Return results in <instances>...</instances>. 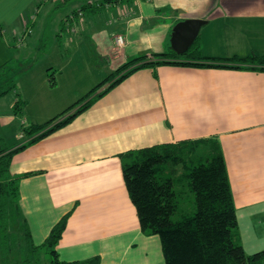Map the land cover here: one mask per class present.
Wrapping results in <instances>:
<instances>
[{"label": "crops", "instance_id": "obj_1", "mask_svg": "<svg viewBox=\"0 0 264 264\" xmlns=\"http://www.w3.org/2000/svg\"><path fill=\"white\" fill-rule=\"evenodd\" d=\"M50 2L56 65L19 67L0 89V136L5 141L3 133L11 135L9 147L31 138L24 126L72 113L80 103L68 108L120 65L173 49L172 30L181 20H207L195 40L203 56L264 55V0ZM43 5L0 0L7 58L23 55L33 27L28 17ZM118 34L123 44H117ZM83 36L89 43L78 39ZM30 87L47 92L35 112L27 107ZM209 138L222 149L244 250L263 249L264 69L173 63L133 71L71 121L13 155L9 171L18 181V206L32 243L42 246L66 217L54 247L61 260L98 256L99 264H165L160 236L142 230L124 160L140 148Z\"/></svg>", "mask_w": 264, "mask_h": 264}, {"label": "trees", "instance_id": "obj_2", "mask_svg": "<svg viewBox=\"0 0 264 264\" xmlns=\"http://www.w3.org/2000/svg\"><path fill=\"white\" fill-rule=\"evenodd\" d=\"M193 43L184 53L170 49L166 53H155L152 58L141 56L120 65L107 79L86 94L85 98L70 106L68 110L80 103L61 120L53 123L57 119L55 117L42 124L24 126L23 132L31 138L15 147L5 145L0 136V263L9 255L10 223L13 219L25 227L29 244H33L18 206V181L9 171L16 152L71 121L98 96L104 95L120 80L144 66L173 63L236 68L246 65L264 69V55L208 58L200 54L198 43ZM15 106L20 111L23 101L18 98ZM203 140H184L140 148L132 152L134 156L131 159L124 160L126 187L138 211L142 230L160 236L165 264H264V248L249 254L240 241L236 206L222 149L218 141L209 138L214 143L205 149L207 152H198L193 142ZM179 164L182 165L181 171ZM179 180L187 182L191 188L195 198V209L192 212L180 208L177 188ZM65 223L66 217L54 226L42 244L49 248L51 264H99L98 256L81 261L59 259L54 247Z\"/></svg>", "mask_w": 264, "mask_h": 264}, {"label": "rangeland", "instance_id": "obj_3", "mask_svg": "<svg viewBox=\"0 0 264 264\" xmlns=\"http://www.w3.org/2000/svg\"><path fill=\"white\" fill-rule=\"evenodd\" d=\"M43 6L36 11V7H33L31 12L35 14V18L33 16L28 17L31 19L29 21L30 25H32V33L27 34V39L23 42V45L27 47L22 52L23 55H19L18 57H14L15 53H10V57L7 58V55L4 54L5 50H3V46L0 42V89L4 88V85H8V78L10 74L15 73L18 75L16 71H19L22 66H26L27 64H36L37 66H48L50 64L56 65L55 59H58V55L55 53L54 49V37H53V26H52V14H51V2L50 0H42ZM62 11L54 12V15L61 14ZM32 17V18H31ZM91 35V34H89ZM80 37V36H78ZM20 39V38H19ZM40 39V40H39ZM80 41H85L89 43V39L78 38ZM37 48L35 49V46ZM18 48V47H17ZM13 48V50L17 49ZM17 50H22L18 48ZM74 48L72 49V51ZM78 51L80 48L77 49ZM78 57V56H73ZM26 59V62L23 64V60ZM20 61V64L18 63ZM20 67V68H19ZM7 88V87H5ZM49 90V89H48ZM14 90H9L7 94L13 93ZM26 95L28 98L27 107L35 112V108L37 103L40 102L41 99L45 98L47 92L42 90L33 91L30 87L26 89ZM30 122L28 121L27 124ZM5 135V141L2 139V142L5 145L7 143H11L9 139H11V135L7 133H3ZM7 142V143H6ZM214 141L212 140H203L198 142H193L195 149L198 152L206 153L208 147H210ZM190 156V153H188ZM182 165L179 164L178 168L181 171ZM178 192L180 196V208L185 211L192 212L194 211V201L195 198L191 191V188L187 182H182L179 180L178 182ZM11 233L10 239L8 242L9 247V255L5 259L1 260L0 264H51V256L49 253V248L46 246H38L36 244H29V240L25 235V227L21 226L19 222L15 219L10 223ZM37 247V248H36Z\"/></svg>", "mask_w": 264, "mask_h": 264}, {"label": "water", "instance_id": "obj_4", "mask_svg": "<svg viewBox=\"0 0 264 264\" xmlns=\"http://www.w3.org/2000/svg\"><path fill=\"white\" fill-rule=\"evenodd\" d=\"M207 22L204 18H188L176 23L172 30L171 44L177 53H184L193 44L200 28Z\"/></svg>", "mask_w": 264, "mask_h": 264}, {"label": "built area", "instance_id": "obj_5", "mask_svg": "<svg viewBox=\"0 0 264 264\" xmlns=\"http://www.w3.org/2000/svg\"><path fill=\"white\" fill-rule=\"evenodd\" d=\"M116 41H117V44H123L124 42V36L121 35V34H118V36L116 37Z\"/></svg>", "mask_w": 264, "mask_h": 264}]
</instances>
